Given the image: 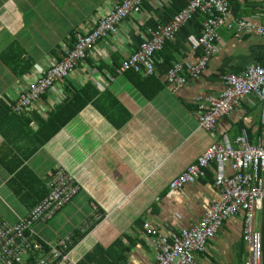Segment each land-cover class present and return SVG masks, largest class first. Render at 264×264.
Returning <instances> with one entry per match:
<instances>
[{"label": "crops", "instance_id": "crops-1", "mask_svg": "<svg viewBox=\"0 0 264 264\" xmlns=\"http://www.w3.org/2000/svg\"><path fill=\"white\" fill-rule=\"evenodd\" d=\"M120 1L0 0V220L16 223L26 216L45 197L41 194L49 190L48 178L57 167L71 172L80 185L77 194L53 218L32 226L47 247L76 240L67 257L54 264H154L157 248L147 229L168 233L191 227L219 197L214 163L193 184L173 190L170 182L224 136L234 144L243 129L250 142L263 134L261 105L253 95L214 131L198 126V97L220 94L226 74L264 65L263 42L252 32L220 28L207 71L176 92L166 82L168 67L181 62L187 70L198 60L200 14L155 53L154 75L118 71L149 36L148 28L168 22L187 0L145 1L98 40L63 82L29 111L15 114L13 98L62 59L77 32H93ZM238 1L236 16L255 14L257 2ZM72 93L79 103L88 102L53 132L58 108ZM93 203L100 217L81 232L93 220ZM255 222L261 230L264 203ZM243 224L242 214L227 219L208 249L196 254L197 264H243L250 252Z\"/></svg>", "mask_w": 264, "mask_h": 264}, {"label": "built area", "instance_id": "built-area-1", "mask_svg": "<svg viewBox=\"0 0 264 264\" xmlns=\"http://www.w3.org/2000/svg\"><path fill=\"white\" fill-rule=\"evenodd\" d=\"M145 1L151 0H121L99 18L93 32H77L73 46L66 50L62 59L31 80L28 87L13 98L12 111L18 115L29 111L55 84L65 80L76 64L88 56L90 48L98 40L115 32L117 25L131 14L139 12ZM254 1L257 2L254 3L255 14L236 16L229 0H187L185 6L168 22L148 28L149 36L122 63L118 71L154 75L155 53L167 41L175 39L183 23L200 12L204 19L195 48H201V55L187 70L183 63L175 62L168 67L166 74L169 91L180 90L188 80H198L207 71L218 49L220 28L226 27L237 33L252 32L259 36L264 46V0ZM249 95L255 96L260 102L263 134L255 142H250L243 129L234 144L224 136L170 182L169 186L173 190L193 184L205 178L207 170L214 163L215 187L219 197L191 227L168 233L159 232L156 228L147 229L157 248L154 264H197L196 254L206 251L210 240L220 231L225 221L238 214L243 216V239L249 244L250 251L243 264H264L262 233L259 224L255 222V214L261 210L264 202V65L253 64L240 73L226 74L220 94L196 99L197 116L199 128L212 132L220 119L233 113L243 98ZM47 185V195L18 222L0 220V264L22 263L29 253L35 258L33 264H54L56 260L67 257L71 244L69 238L47 247L32 226L37 221L50 218L77 194L80 186L72 174L59 167L50 175ZM93 210V220H98L100 210L96 203H93ZM93 220H87L82 230L87 229Z\"/></svg>", "mask_w": 264, "mask_h": 264}, {"label": "trees", "instance_id": "trees-1", "mask_svg": "<svg viewBox=\"0 0 264 264\" xmlns=\"http://www.w3.org/2000/svg\"><path fill=\"white\" fill-rule=\"evenodd\" d=\"M242 1H247V0H242ZM229 2L231 3V5H232V8H234V11L236 10V8H237V6H238V0H229ZM240 4V3H239ZM235 6H236V8H235ZM246 6V5H245ZM197 14H200V15H202L200 12H198ZM203 19H204V16L202 15V21H203ZM202 23V22H201ZM74 39H75V37H74ZM130 72V71H129ZM73 94V93H72ZM74 97V94L73 95H71V97H66V99L64 100V101H62V108H58V111H60V114H59V116H60V120H59V124L57 125V126H53V132H56L59 128H60V126L62 127L68 120H70L72 117H74L81 109H82V107L84 106V105H86L87 104V102H88V99H83L80 103H79V101L77 100V97H74V99L72 100V98ZM50 137V135H48L47 136V139ZM65 169V168H64ZM68 173H70V174H72L71 172H69L68 170H66ZM72 176H73V174H72ZM73 178H74V176H73ZM75 179V178H74ZM75 181H76V179H75ZM77 182V181H76ZM78 183V182H77ZM79 185V184H78ZM80 186V185H79ZM79 191V190H78ZM47 193H48V191H44L41 195H42V197H44V196H46L47 195ZM68 203V202H67ZM264 203V202H263ZM63 207V206H62ZM61 207V208H62ZM60 208V209H61ZM58 211V210H57ZM56 211V212H57ZM55 212V213H56ZM55 213L50 217V218H48V219H46V220H44V221H42V220H40V222L42 221V222H46V221H48V220H50L51 218H53L54 217V215H55ZM98 221V220H93L91 223H90V225H89V227L87 228V229H84V230H81V232H84V231H87L88 229H91L92 228V226L96 223V222ZM38 222V221H37ZM261 222V221H260ZM263 222L261 223V230H262V243H263V254H264V233H263ZM71 240V244H70V246L73 244V243H75L76 242V240H73V238L72 239H70ZM249 254H250V252H249ZM249 254H248V256H249ZM247 259V258H246ZM245 259V260H246ZM245 260H244V262H245ZM35 262V258L33 257V255H31V257L29 256L28 257V259H25V260H23V262L22 263H15V264H33Z\"/></svg>", "mask_w": 264, "mask_h": 264}]
</instances>
